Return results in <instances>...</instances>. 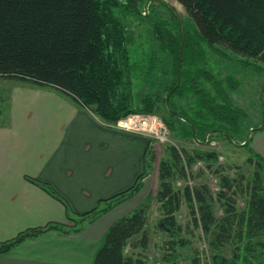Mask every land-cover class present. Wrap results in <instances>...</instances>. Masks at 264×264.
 I'll use <instances>...</instances> for the list:
<instances>
[{
	"label": "trees",
	"instance_id": "obj_1",
	"mask_svg": "<svg viewBox=\"0 0 264 264\" xmlns=\"http://www.w3.org/2000/svg\"><path fill=\"white\" fill-rule=\"evenodd\" d=\"M144 1L0 0V77L57 87L106 124L133 111L157 112L164 101L169 112V116L162 114L164 120L170 127H174V117L183 120V134L198 142L216 133L237 140L245 115L229 93V88L237 87V81L232 75L220 78L215 73L208 49L218 51L223 45L264 61V0H178L195 23L192 30L185 28L183 44L175 10L167 5L170 16H156L153 7L147 12L141 8ZM138 13L154 22V40L145 39L141 56L133 55L124 17ZM164 76L170 81L162 85ZM162 87L166 92L163 97ZM176 96L191 97L186 101L188 106L179 105ZM8 119L9 114L1 122L6 124ZM246 139L236 143H250H244ZM165 148L158 166L155 199L163 208L160 225L170 235L162 257L166 264H171L177 244L185 242L179 236L183 225L176 218L184 203L193 214L194 224L210 238L212 264H253L255 259L261 260L257 264H264V157L259 152H254L256 159L248 157L255 165L249 178L242 171L239 177L218 171L221 187L216 196L206 182H186L182 188L177 180L187 181L199 159L213 166L217 151L202 147L189 151L173 143ZM145 172L128 189L104 199L105 204L69 216L73 223L27 227L1 241L0 252L51 228L77 230L90 216L100 214L113 201L138 188ZM32 179L62 198L48 181ZM239 196L245 198L243 207L237 204ZM217 199L225 211L221 216L215 208ZM149 205L148 201L142 203L108 227L92 264H145L142 256H134L126 247L145 248L149 244ZM229 243L236 245L232 256L222 251ZM197 260L195 264H201Z\"/></svg>",
	"mask_w": 264,
	"mask_h": 264
},
{
	"label": "crops",
	"instance_id": "obj_2",
	"mask_svg": "<svg viewBox=\"0 0 264 264\" xmlns=\"http://www.w3.org/2000/svg\"><path fill=\"white\" fill-rule=\"evenodd\" d=\"M25 90L30 96L12 100L8 123L0 122V242L27 227L73 223L69 216L105 204L146 172L138 188L77 230L28 236L0 252V264H92L129 198L134 205L146 199L135 194L147 173L149 136L106 124L57 87L32 83ZM255 150L264 157V145ZM32 178L48 181L62 198Z\"/></svg>",
	"mask_w": 264,
	"mask_h": 264
},
{
	"label": "rangeland",
	"instance_id": "obj_3",
	"mask_svg": "<svg viewBox=\"0 0 264 264\" xmlns=\"http://www.w3.org/2000/svg\"><path fill=\"white\" fill-rule=\"evenodd\" d=\"M162 1L163 0H146L140 5L145 12H147V8L152 11L153 7V15L168 18L170 16L168 6L171 4L178 10L184 23V28L193 29L195 25L193 18L178 0H167L164 1L165 4L161 3ZM124 17L128 24V37L131 41L133 55L137 56L140 54L141 56L145 39L154 40L153 19L148 16L142 18L139 13L134 15L127 14ZM220 47L218 51L212 48L208 49L209 64L220 78L232 75L237 81V87L233 89L229 88V93L234 103L245 112L242 120V131L235 141L216 133L211 135L210 138L206 137L203 142H198L194 138L183 134L182 130L186 124L178 117H174V127L169 126L162 116V114L169 116V112L164 105V101L160 102L161 107L156 113H158L168 125L170 130L169 138L161 141L151 136L152 141L149 150L147 173L144 177L143 187L135 194L136 197L143 195L146 199L141 203L137 201L138 204L135 203L134 205V197L132 196L129 198L130 200H128L131 202H127L130 203L128 206L129 209L121 213V215H125L127 214L126 212L129 213L133 211L142 203L147 201L150 202L148 207L149 219L146 226L150 234L149 244L145 248L142 246L132 247L130 245L126 247V251L133 253L134 256H142L145 264H166L162 257L165 251V243L170 235L163 230L160 225V217L163 214V208L160 201H156L155 199V192L159 182L158 166L161 157L166 154L165 145L173 143L179 147H185L189 151H195L200 147L217 151L218 158L213 162V166H210L204 159H199L191 167L192 172L187 181L182 178L177 180V185L182 188L186 182H206L216 196L221 187L218 171L226 172L233 177H239L242 171L246 174L247 178H249L253 173L255 165L253 162L251 163L248 161V157L252 155L254 159H256L254 152L258 151H256L255 148L264 145V127L260 128L264 120V61L257 57L236 53L223 45H220ZM164 56L167 60L166 53ZM168 81H170V77L164 76L162 85ZM32 83L33 82L27 80L0 77V122L2 119L6 118L7 114H10V104L12 100L19 97L26 98L30 96L31 91L25 90V86H29ZM160 91L162 97L166 95L163 87ZM175 99L179 105L186 107L188 106L186 101H190L191 97L176 96ZM253 126L259 128H254L251 131V127ZM262 126H264V124ZM248 134H250L248 139L250 143H236V141L240 142L243 137H247ZM215 201L216 212L221 216L225 213L224 208L218 199ZM237 204L239 207H243L245 205V198L239 196ZM192 215L186 203L176 212L177 221L183 225L179 236L183 237L185 242L177 244V249H175V255L172 257L171 264H195L196 259H198L197 261L201 264H206L207 262L212 264V254L214 250L211 247L210 238L201 228H198L194 224ZM235 246L234 243H229L222 248V251L228 256H232V248ZM167 249L166 247V251ZM259 261L261 260L255 259L253 264H257Z\"/></svg>",
	"mask_w": 264,
	"mask_h": 264
},
{
	"label": "built area",
	"instance_id": "obj_4",
	"mask_svg": "<svg viewBox=\"0 0 264 264\" xmlns=\"http://www.w3.org/2000/svg\"><path fill=\"white\" fill-rule=\"evenodd\" d=\"M107 124L154 136L161 141L167 140L170 133L168 125L156 112L133 111Z\"/></svg>",
	"mask_w": 264,
	"mask_h": 264
},
{
	"label": "water",
	"instance_id": "obj_5",
	"mask_svg": "<svg viewBox=\"0 0 264 264\" xmlns=\"http://www.w3.org/2000/svg\"><path fill=\"white\" fill-rule=\"evenodd\" d=\"M163 1H167V0H163ZM169 4H170V3H169ZM170 7H171L172 9L175 10V12H176L177 15H178V18L180 19L181 27H182V44H183V42H184V34H185L184 23H183V21H182V18H181V16H180L178 10H177L173 5H171V4H170ZM182 48H183V46H182ZM182 48H181L180 58H179V62H178V67H179V69H180V61H181V55H182ZM180 79H181V72H180V74H179V81H178V83L180 82ZM169 95H170V92H169L168 95H167V103L169 102ZM263 124H264V120H263ZM263 124H261L260 126H262ZM254 128H255L254 126L251 127V131H252ZM249 137H250V134H248L247 139L244 141V143H247V142H248Z\"/></svg>",
	"mask_w": 264,
	"mask_h": 264
},
{
	"label": "flooded vegetation",
	"instance_id": "obj_6",
	"mask_svg": "<svg viewBox=\"0 0 264 264\" xmlns=\"http://www.w3.org/2000/svg\"><path fill=\"white\" fill-rule=\"evenodd\" d=\"M169 4V3H168Z\"/></svg>",
	"mask_w": 264,
	"mask_h": 264
}]
</instances>
